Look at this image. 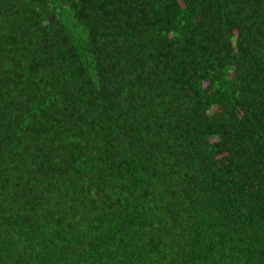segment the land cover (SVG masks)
<instances>
[{"label":"trees","instance_id":"1","mask_svg":"<svg viewBox=\"0 0 264 264\" xmlns=\"http://www.w3.org/2000/svg\"><path fill=\"white\" fill-rule=\"evenodd\" d=\"M0 264H264V0H0Z\"/></svg>","mask_w":264,"mask_h":264}]
</instances>
